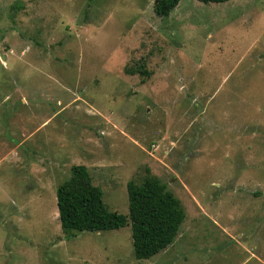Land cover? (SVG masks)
Instances as JSON below:
<instances>
[{"label": "rangeland", "instance_id": "rangeland-1", "mask_svg": "<svg viewBox=\"0 0 264 264\" xmlns=\"http://www.w3.org/2000/svg\"><path fill=\"white\" fill-rule=\"evenodd\" d=\"M154 2L0 0V264H264V0ZM78 165L122 215L156 177L174 243L139 261L129 225L66 239Z\"/></svg>", "mask_w": 264, "mask_h": 264}, {"label": "trees", "instance_id": "trees-1", "mask_svg": "<svg viewBox=\"0 0 264 264\" xmlns=\"http://www.w3.org/2000/svg\"><path fill=\"white\" fill-rule=\"evenodd\" d=\"M219 4L229 0H195ZM180 0H155L153 10L167 17ZM127 71V70H126ZM136 73L146 74L139 69ZM128 214L111 212L103 202L102 190L94 186L85 166H73L70 177L56 189V206L60 227L66 239L80 232H105L130 226L133 255L147 260L171 246L185 219L180 201L154 176L126 187Z\"/></svg>", "mask_w": 264, "mask_h": 264}, {"label": "water", "instance_id": "water-1", "mask_svg": "<svg viewBox=\"0 0 264 264\" xmlns=\"http://www.w3.org/2000/svg\"><path fill=\"white\" fill-rule=\"evenodd\" d=\"M5 58H6L5 56H1V60H5Z\"/></svg>", "mask_w": 264, "mask_h": 264}, {"label": "built area", "instance_id": "built-area-1", "mask_svg": "<svg viewBox=\"0 0 264 264\" xmlns=\"http://www.w3.org/2000/svg\"><path fill=\"white\" fill-rule=\"evenodd\" d=\"M9 53H11L10 51H9ZM1 56H4V55H0V62H1ZM6 57V56H5ZM2 63V62H1Z\"/></svg>", "mask_w": 264, "mask_h": 264}]
</instances>
